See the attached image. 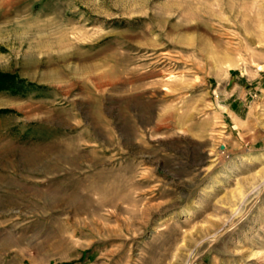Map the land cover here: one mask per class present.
<instances>
[{"label":"rangeland","instance_id":"374dc122","mask_svg":"<svg viewBox=\"0 0 264 264\" xmlns=\"http://www.w3.org/2000/svg\"><path fill=\"white\" fill-rule=\"evenodd\" d=\"M0 264H264V0H0Z\"/></svg>","mask_w":264,"mask_h":264},{"label":"trees","instance_id":"16d2710c","mask_svg":"<svg viewBox=\"0 0 264 264\" xmlns=\"http://www.w3.org/2000/svg\"><path fill=\"white\" fill-rule=\"evenodd\" d=\"M3 77H5V75H0V80H1V78H3Z\"/></svg>","mask_w":264,"mask_h":264}]
</instances>
